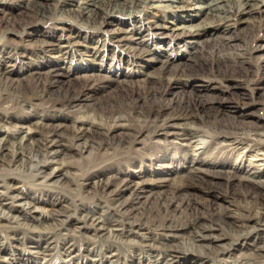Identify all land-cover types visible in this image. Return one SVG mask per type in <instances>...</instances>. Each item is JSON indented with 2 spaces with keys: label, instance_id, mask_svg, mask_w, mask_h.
Here are the masks:
<instances>
[{
  "label": "rangeland",
  "instance_id": "1",
  "mask_svg": "<svg viewBox=\"0 0 264 264\" xmlns=\"http://www.w3.org/2000/svg\"><path fill=\"white\" fill-rule=\"evenodd\" d=\"M50 1L55 4V7L50 10L47 17L36 18L32 24L23 25L18 29H11L9 24L0 25V69L5 71V78H8L2 82L20 86L25 91H32L36 85L48 82L49 90L46 93L57 98H62L66 92L75 94L82 91L80 104L75 108L78 111L75 113L73 109L62 108L58 104L50 105L49 102L36 99H32L27 104H21L14 111H4L0 108V119L10 123L1 122V134H7L8 137L17 135L18 131L13 125L25 121L47 126L61 125L60 128L64 131H70L82 123L77 120L84 115L79 109L90 111L99 103L118 95L124 88L144 86L142 81L148 77V74V78H154L160 64L153 60V56L137 58L132 55L131 58L135 61L130 64L128 70L120 64H111L110 55L115 53L121 55L126 48L110 45L111 35L118 28L133 33V37L126 40V46L135 50L147 48L160 56L162 54L177 56L179 59V61L176 60L177 63L184 62L188 70L197 74L189 78L187 82L169 87L167 94L165 92L168 100L189 97L197 101H206L214 107L209 115L197 120L196 126L218 122L224 125H256L264 128V29L256 32L249 31L252 18L255 17L248 16L246 17L248 19L244 18L242 21L237 16L233 20L235 24L229 28L228 32L222 33L221 37L216 30L209 29L202 36L188 38L169 30L160 32L153 27L149 30L147 24L149 25L152 20H158L159 23H164L168 27L197 25L200 21L202 22L205 9L200 10L195 6H205L207 1L178 0L175 4L173 3L181 5L183 8L181 10L172 5L167 6L169 2L166 0H148L145 6L134 9L132 12L127 10L118 13L114 19H110L111 23L98 26L90 24L89 20L74 12L73 8L77 7L82 0ZM119 1L123 4L131 2V0ZM2 8L9 11L10 6L3 5ZM41 41L58 42L64 48L69 46L68 42L71 44L80 42L90 51L93 48L101 55H108L106 59H109L94 60L90 57L91 55L85 54L83 47L77 45L68 47L70 49L68 57L63 59L45 51L39 52L37 47ZM108 46L110 47L107 48ZM217 52L246 55V63L242 68L243 78L247 80L245 83L228 79L219 80L210 76L203 65L204 60ZM51 67H57L60 72L56 78H51L49 75ZM88 79L91 81L87 82ZM67 118H73V121ZM124 123L123 127L115 131L111 144L99 147V139L94 138L91 144L94 156L87 152L81 154L79 149L82 146L78 147L69 140L54 142L53 149L57 151L63 149L58 155V158L62 157V160L53 161L48 166L51 169L58 168L57 170L67 167L70 173L54 178L53 184L39 185L38 182L28 181L23 187L24 178L19 177L17 173L13 174L17 179L9 180L10 184L15 185L16 188H23L27 194L38 196L47 204L55 203L56 208L62 210L70 207L71 204L79 203L82 199L92 208H99V203H104L105 199L98 201L100 195L94 194L96 189L83 192L79 184H83L88 175L90 181L108 177L110 183L104 187V191L108 198H117L115 207L123 208L121 205L126 203L127 214L144 219L159 210L162 216H168L176 221L193 215H207L210 212L236 213L238 208H242L240 206L242 193L255 188L257 184L248 175L250 169L245 164V157L244 163H237L240 161L236 159L235 149L219 136L208 138L207 141L199 144L194 152L193 146L188 145L187 142L191 136L190 128L177 126L167 128L154 136L138 134V140L131 147H123L120 150L119 141L127 138L129 133L137 131L134 121ZM84 127L97 132L103 130L98 122L92 126L85 124ZM32 137L39 141L43 140L37 132H34ZM65 161L68 165L64 164ZM230 166H241L242 175L250 180L243 179L242 185L233 180L231 184L227 183L226 177L221 173L230 170ZM193 167H200L201 170L191 171ZM186 177L192 181L188 196L178 195L173 204L167 205V201L172 198L169 190L179 185L184 180L182 178ZM254 177L264 181V166ZM130 179L135 180L139 185L135 188L120 190L119 187ZM26 180L30 179L26 178ZM141 183L143 184L140 185ZM260 189L264 191V185L261 184ZM242 205L244 206L243 202ZM71 216L77 217L74 214ZM222 234L230 236L225 230ZM261 234L253 233V236L247 237L245 243H238L236 240L232 242V246H229V240L223 247L228 249L224 259H219L212 254L210 256L212 260L197 263L264 264L257 257L251 258L253 254L261 252V249L257 250L260 242L263 241L264 234L263 236ZM7 235L8 237L5 238L3 233H0V263L4 261V258L20 259V263H23L24 255L35 256L13 246L14 240L10 239L12 231ZM30 236L29 233L28 237ZM16 237L24 238L22 230L17 231ZM104 238H95L100 242L97 243L99 249L104 250L107 246V243L101 242V240L106 242ZM121 247L120 255L127 260L128 264L132 263L129 262L130 259H136L140 261V264L156 262L153 257L132 254L124 245ZM52 252L55 258L52 264H95L85 257L79 258L77 254H72V260H68L69 257H66L60 248H54ZM85 252L82 250L83 255ZM4 255L6 256L1 258ZM95 259L98 262L100 256H96ZM38 261L40 264L43 263L41 259ZM159 261L164 262L163 259ZM102 262V264H108L105 260Z\"/></svg>",
  "mask_w": 264,
  "mask_h": 264
},
{
  "label": "bare ground",
  "instance_id": "2",
  "mask_svg": "<svg viewBox=\"0 0 264 264\" xmlns=\"http://www.w3.org/2000/svg\"><path fill=\"white\" fill-rule=\"evenodd\" d=\"M166 1L169 2L167 6L172 5L177 9H183L181 5H174L178 0ZM203 1H207L205 6H195L200 10L205 9L202 22L200 21L197 25L168 27L164 23H159L158 20H152L149 22L151 26L146 23L147 28L150 30L153 27L160 32L169 30L188 38H197L212 29L216 30L220 36L225 31L228 32L229 28L235 24L233 20L237 16L242 21L251 16L255 18H252V22L249 21L252 23L249 31L256 32L264 29V0H228V2L225 0V3H222L224 0ZM147 2L148 0H131L123 4L119 0H82L77 7L73 8L75 10L73 11L89 20L90 24L98 26L111 23L110 19H114L118 13L127 10L132 12L134 9L145 6ZM3 5H9V11L4 10ZM54 7L55 4L50 0H0V25L9 24L11 29H18L23 25L32 24L36 18L47 17ZM132 37L131 31L120 28L112 33L110 45L126 48L121 55L111 54V60L106 59L108 55H101L93 48L90 51L80 42L75 44L68 42L67 48L58 42L41 41L38 44L39 52L45 51L63 59L68 57L70 50L68 47L81 46L85 54L91 55L90 57L94 60L109 59L111 64H120L126 70L130 69V64L135 61L131 58L132 55L137 58L153 56V60L158 61L160 68L154 78H148V74V77L142 81L144 86L124 88L118 95L99 103L90 111L79 109L84 115L77 120L82 123L70 131H64L60 128L61 125L47 126L25 121L13 125L18 131V134L13 137L0 133V233L7 238L9 235L7 233L12 231L10 239L14 240L13 246L24 249L29 255L30 253L35 255L29 257L24 255L23 263H20V259H5L6 255H4L1 257L4 261L0 264H40L38 259L43 261L42 264H52L55 259L52 252L54 248H60L62 253L69 257L68 260H72V254H77L79 258L85 257L95 264H102V260L108 264L122 262L128 264L127 260L120 255L122 245L132 254L155 258L154 264H198L197 262H208L212 254L219 259H224L228 249L223 247L229 240V246H232V242L236 240L238 243H245L247 237L253 236V233L264 234V191L260 189L264 181L253 178L264 166V128L256 125H224L218 122L196 126L197 120L209 115L214 107L206 101H197L189 97L168 100L166 94L169 87L187 82L189 78L197 74L188 70L184 62L177 63L176 60L179 61L177 56L163 54L160 56L147 48L135 50L126 46V40ZM245 63V54L217 52L207 57L203 65L210 76L219 80L228 79L245 83L247 80L243 78L242 71ZM49 73L51 78L60 75L57 67H51ZM4 79L8 78H5V71L0 69V108L4 111H14L16 107L27 104L32 99L49 102L54 106L58 104L62 108L73 109L75 113L78 111L75 108L80 104L82 91L75 94L66 92L62 98H57L46 93L49 90L48 82L36 85L32 91H25L20 86L2 82ZM90 81L88 79L87 82ZM67 119L73 121V118ZM127 121H134L137 131L129 133L127 138L119 141L120 150L123 147H131L138 140V134L154 136L167 128L177 126L190 128L191 136L187 142L188 145L193 146L194 152L199 144L204 143L208 138L219 136L235 149L236 159L240 161L237 163H244L245 157V164L250 169L248 175L254 183H257L255 186L257 189L253 187L242 193L240 197L242 208H238L236 213L210 212L207 215H193L176 221L168 216H162L159 210L144 219L127 214L126 203L121 205L123 208L115 207L117 198H108L104 191V187L110 183L108 177L90 181L88 175L85 182L79 184L83 192L96 189L94 194L100 195L98 201L105 199L106 203L100 202L99 208H92L82 199L79 203L71 204L70 207L62 210L56 208L55 203L47 204L38 196L27 194L23 188H16L15 185L10 184L9 180L17 179L13 175L16 173L24 178L23 187L28 181L38 182L39 185L53 184L54 178L70 173L67 167L57 170L58 168L51 169L48 166L53 161L62 160V157L58 158V155L63 149L59 151L53 149L54 142L69 140L78 147L82 146L79 149L81 154L87 152L94 156L91 146L94 138L99 139V147L111 144L115 131L123 127L124 122ZM1 122L5 121L0 119V125ZM95 122H98L102 131H91L90 128L84 127L85 124L92 126ZM34 132L39 133L43 140L33 138ZM64 164L68 165L66 161ZM230 167V170L220 172L226 177L227 183L231 184L233 180L242 185L243 179L250 180L242 175L241 166ZM200 170V167H193L191 171ZM182 179L184 180L179 185L170 188L172 198L167 201V205L173 204L176 196H188L190 193L192 181L187 177ZM138 185V182L130 179L119 188L124 190ZM72 214L77 217H72ZM21 230L24 238L16 237L17 231ZM223 230L230 236L222 234ZM29 233L30 237H28ZM99 237L106 239V242L101 240L102 243H107L104 250L97 246L100 242L95 238ZM258 249H261V252L253 254L251 258L257 257L259 261L264 262V236ZM82 250L86 251L85 255L82 254ZM96 256H100L98 262H96ZM162 259L164 262L159 261ZM129 262L140 264V261L136 259H130Z\"/></svg>",
  "mask_w": 264,
  "mask_h": 264
}]
</instances>
